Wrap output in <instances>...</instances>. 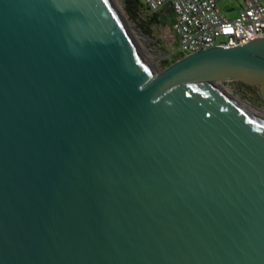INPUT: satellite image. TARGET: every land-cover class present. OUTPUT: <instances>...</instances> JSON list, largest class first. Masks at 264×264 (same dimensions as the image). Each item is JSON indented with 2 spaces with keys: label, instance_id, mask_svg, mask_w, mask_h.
<instances>
[{
  "label": "water",
  "instance_id": "water-1",
  "mask_svg": "<svg viewBox=\"0 0 264 264\" xmlns=\"http://www.w3.org/2000/svg\"><path fill=\"white\" fill-rule=\"evenodd\" d=\"M264 38L153 73L111 0H0V264H264Z\"/></svg>",
  "mask_w": 264,
  "mask_h": 264
},
{
  "label": "built area",
  "instance_id": "built-area-1",
  "mask_svg": "<svg viewBox=\"0 0 264 264\" xmlns=\"http://www.w3.org/2000/svg\"><path fill=\"white\" fill-rule=\"evenodd\" d=\"M219 0H140L151 14L171 9L170 25L173 46L164 61L178 60L187 55L215 48L240 46L264 38V0L241 2L235 18L221 14Z\"/></svg>",
  "mask_w": 264,
  "mask_h": 264
},
{
  "label": "rangeland",
  "instance_id": "rangeland-1",
  "mask_svg": "<svg viewBox=\"0 0 264 264\" xmlns=\"http://www.w3.org/2000/svg\"><path fill=\"white\" fill-rule=\"evenodd\" d=\"M116 11L120 15L122 22L130 35L134 45L137 47L141 56L153 73L164 69L163 57L168 55L169 47L173 46L172 35L170 32L171 17L166 8L160 14V22L149 26L144 25V29L130 20L123 8L122 0H111ZM217 6L222 15L228 18H235L240 10L241 2L237 0H219ZM141 17L149 20L151 13L146 9H141ZM238 81L221 82L219 86L223 91L239 100L249 104L256 110L264 112V99H262L254 86L245 85Z\"/></svg>",
  "mask_w": 264,
  "mask_h": 264
},
{
  "label": "trees",
  "instance_id": "trees-1",
  "mask_svg": "<svg viewBox=\"0 0 264 264\" xmlns=\"http://www.w3.org/2000/svg\"><path fill=\"white\" fill-rule=\"evenodd\" d=\"M122 3H123V8H124V11H125L127 17L145 31L147 29H144V25L149 26L150 24L160 22V14H162V12L152 14L151 17L149 18V20L142 19L141 14H140L141 9L142 8L145 9V8L142 5V3L140 2V0H122ZM168 11L171 14L170 17H171V22H172L174 20V15H173L171 9H168ZM174 61H175V59H173L171 61H167V62L165 61L163 64L164 68H166L167 66L172 64Z\"/></svg>",
  "mask_w": 264,
  "mask_h": 264
},
{
  "label": "bare ground",
  "instance_id": "bare-ground-1",
  "mask_svg": "<svg viewBox=\"0 0 264 264\" xmlns=\"http://www.w3.org/2000/svg\"><path fill=\"white\" fill-rule=\"evenodd\" d=\"M219 88L221 89L220 86H219ZM221 90H222V92L225 94V96H226L227 98H229L231 101H233V102L239 104L241 107H243L244 109H246L247 111H249V112L252 113L253 115H256V116H259V117H261V118H264V112H261L260 110L258 111V110H256V108L254 109L252 106H250L249 104H247V103H245V102L239 100L238 98L233 97V96H230L231 94H230V95L226 94V93L223 91V89H221Z\"/></svg>",
  "mask_w": 264,
  "mask_h": 264
}]
</instances>
